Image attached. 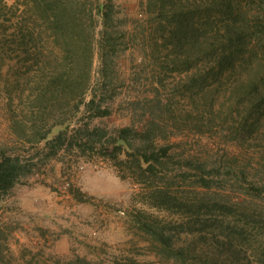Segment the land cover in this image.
I'll use <instances>...</instances> for the list:
<instances>
[{
  "label": "rangeland",
  "instance_id": "1",
  "mask_svg": "<svg viewBox=\"0 0 264 264\" xmlns=\"http://www.w3.org/2000/svg\"><path fill=\"white\" fill-rule=\"evenodd\" d=\"M76 1L88 8L78 22L85 33L68 46L33 0H0V147H20L14 119L28 128L38 111L47 110L49 122L65 115L74 124L83 115L73 118L76 101L65 112L52 109L43 87L72 59H66L67 46L81 52L85 38L93 49L84 67L87 100L96 92L111 110L93 124H161L157 143L172 147L174 195L190 205L203 200L210 209L195 219L151 207L141 201L145 189L121 180L110 161L62 153V161L40 163L0 201V264H75L77 258L91 264H182L146 241L134 220L139 211L161 224L194 223L193 233L173 235L185 264H264V102L256 104L264 99V0H222L221 6L183 1L177 12L189 33L180 49L171 34L174 6L114 0L118 14L111 31L119 52L107 71L99 54L96 0ZM229 25L247 35L246 44L234 66L219 73ZM188 160L206 167L210 188L198 183L197 171L183 163ZM180 167L188 180L178 179Z\"/></svg>",
  "mask_w": 264,
  "mask_h": 264
},
{
  "label": "trees",
  "instance_id": "2",
  "mask_svg": "<svg viewBox=\"0 0 264 264\" xmlns=\"http://www.w3.org/2000/svg\"><path fill=\"white\" fill-rule=\"evenodd\" d=\"M183 1L186 0H161L164 9L165 5L169 4L174 6L172 9L176 11L172 15L175 26L171 34L177 49L181 48L182 42L189 33L185 18L182 15L179 16L177 12ZM221 1L214 0V3L221 6ZM31 5L48 21L54 35L62 38L66 43L69 42L68 46L73 45L77 38L85 33L78 28V26L81 27L78 22L82 19L81 15L87 12L86 3L80 4L76 0H33ZM95 11L102 24L99 54L104 71H107L112 56H116L119 52L113 36L114 32L111 31L118 9L114 0H96ZM227 27L229 34L227 49L217 60L219 73L234 66L235 59L240 56L246 44L247 35L242 30H236L232 25ZM80 40L79 45L83 46L82 51L79 52L78 47H75L77 51L72 49L74 46H67L66 59L67 61L68 58L72 59L65 63L63 68L43 87V96L50 93L52 109L59 108L63 112L66 107L72 105L73 101H76L73 106L75 111L73 118L78 113L83 115L74 124L73 119H68L65 115L55 116L49 122L46 117L49 116V112L38 111L37 118L31 122L29 129L24 127L26 124L23 120H12V129L20 147H0V201L11 195L23 179L33 175L40 163L46 164L57 158L62 161V155L76 153L78 157L99 156L110 161L117 169L121 180L130 179L134 184L145 189L146 192L145 194L143 192L141 199L144 204L166 211L188 214L191 218L198 219L204 210L206 212L210 209V206L203 200L196 205H190L174 195L173 187L177 179L169 173L171 172L169 164L173 161L172 147L157 143L160 134L164 133L161 124L151 120L140 129L134 126L109 128L107 125L93 124L94 120L109 116L111 110L105 106L104 97L96 92H90L91 96L87 100L88 86L85 83L90 78L89 74L86 77L85 66H90L93 49L91 45H87V39ZM75 58H78L77 61L74 60ZM86 59L89 61L87 62ZM39 99L44 101L41 97ZM263 102L264 99H260L256 104L260 106ZM27 145L29 150L24 151L22 148ZM183 163L187 168L197 171L198 183H201L202 187H211L210 179L204 176L208 173L205 166L189 160ZM180 168L178 179L188 180L189 173ZM134 220L140 231L147 237L146 241L156 252L176 258L185 264V258H187L185 251L173 247V235L180 232L193 233L194 223L192 225L190 221L173 226L161 224L142 211L134 214ZM1 241L0 238V258L3 254ZM75 264L91 263L77 258Z\"/></svg>",
  "mask_w": 264,
  "mask_h": 264
}]
</instances>
